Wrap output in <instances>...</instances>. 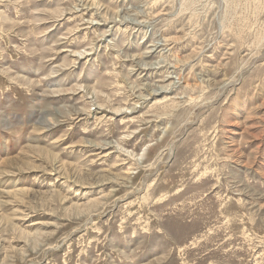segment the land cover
<instances>
[{
  "label": "rangeland",
  "instance_id": "obj_1",
  "mask_svg": "<svg viewBox=\"0 0 264 264\" xmlns=\"http://www.w3.org/2000/svg\"><path fill=\"white\" fill-rule=\"evenodd\" d=\"M0 264H264V0H0Z\"/></svg>",
  "mask_w": 264,
  "mask_h": 264
},
{
  "label": "bare ground",
  "instance_id": "obj_2",
  "mask_svg": "<svg viewBox=\"0 0 264 264\" xmlns=\"http://www.w3.org/2000/svg\"><path fill=\"white\" fill-rule=\"evenodd\" d=\"M148 54V53H145V55ZM148 59V58H147ZM147 66V65H146ZM155 66H158V65H150L148 66V69L147 70H154L156 69Z\"/></svg>",
  "mask_w": 264,
  "mask_h": 264
}]
</instances>
